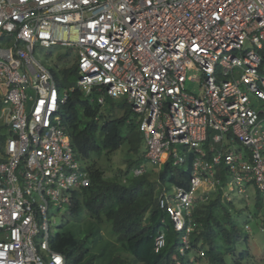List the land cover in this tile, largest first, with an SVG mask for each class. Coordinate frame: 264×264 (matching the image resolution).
<instances>
[{
    "label": "built area",
    "instance_id": "1",
    "mask_svg": "<svg viewBox=\"0 0 264 264\" xmlns=\"http://www.w3.org/2000/svg\"><path fill=\"white\" fill-rule=\"evenodd\" d=\"M55 47L74 56L86 98L130 105L147 164L192 159L190 189L158 202L181 255L196 203L223 175L224 200L248 206L253 187L264 214V0H0V264H66L50 248L52 206L90 183L61 114L75 89L60 92L37 57ZM165 245L161 232L155 252Z\"/></svg>",
    "mask_w": 264,
    "mask_h": 264
},
{
    "label": "trees",
    "instance_id": "2",
    "mask_svg": "<svg viewBox=\"0 0 264 264\" xmlns=\"http://www.w3.org/2000/svg\"><path fill=\"white\" fill-rule=\"evenodd\" d=\"M59 60V65L47 68L60 92L75 89L61 114L74 155L90 183L73 193L67 217L50 239L51 250L62 254L66 264H251L248 225L239 226L233 220L234 199L223 198L225 175L214 192L196 203L190 248L180 254L182 233L173 229L158 202L164 189H190L192 159H187L183 168L168 164L162 170L149 171L145 155L131 157L139 155L144 140L130 105L109 97L99 104L96 92L86 98L77 88L72 53L67 51ZM122 147L127 148L126 167L107 177L111 157ZM145 167L143 175L130 177L135 169ZM223 170L220 168L221 175ZM255 207L258 213L263 208L259 196L255 197ZM242 212L248 213L247 206ZM259 217L262 226L264 214ZM161 232L165 233L166 245L155 252L154 240Z\"/></svg>",
    "mask_w": 264,
    "mask_h": 264
},
{
    "label": "rangeland",
    "instance_id": "3",
    "mask_svg": "<svg viewBox=\"0 0 264 264\" xmlns=\"http://www.w3.org/2000/svg\"><path fill=\"white\" fill-rule=\"evenodd\" d=\"M67 53L66 49L58 48V49H41L37 52L38 59L42 62V64L45 67H53L55 65H59V58ZM187 89L191 92H196L197 85L193 83H187L186 85ZM179 150L182 151L183 147L178 146ZM127 148L122 147L121 150L113 154L111 157V170L107 171L106 175L107 177H112L117 173V169H125L126 164L124 160V153L126 152ZM139 155H131L133 159H136L138 156L145 155L146 153V144L143 141L140 148H139ZM105 166H107L105 164ZM146 167L149 171H157L154 167H152L149 164H146ZM132 173H130V177H132ZM248 206L247 211L248 213L242 212L244 208H246V204H244L242 201V197L240 195L234 194L232 200L234 199L235 204V210L233 211L232 218L233 220L239 225L243 226L245 223L248 225L250 231L247 232L250 244H249V250L252 254V260L251 264H264V233L261 232L260 227V217L261 212L258 213L255 207V189L253 187H250L248 189ZM67 207L64 206L59 212L57 211V207L52 206L51 211V228L52 231L56 232L58 228L64 223V219L67 217ZM251 217V218H249ZM243 249V246L239 247V250L241 251ZM126 254V253H124ZM127 255V254H126Z\"/></svg>",
    "mask_w": 264,
    "mask_h": 264
}]
</instances>
